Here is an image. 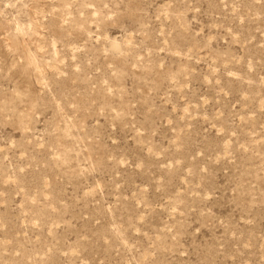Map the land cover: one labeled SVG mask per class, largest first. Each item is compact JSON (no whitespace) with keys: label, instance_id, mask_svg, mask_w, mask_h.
Segmentation results:
<instances>
[{"label":"rangeland","instance_id":"rangeland-1","mask_svg":"<svg viewBox=\"0 0 264 264\" xmlns=\"http://www.w3.org/2000/svg\"><path fill=\"white\" fill-rule=\"evenodd\" d=\"M0 264H264V0H0Z\"/></svg>","mask_w":264,"mask_h":264}]
</instances>
